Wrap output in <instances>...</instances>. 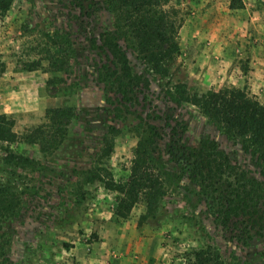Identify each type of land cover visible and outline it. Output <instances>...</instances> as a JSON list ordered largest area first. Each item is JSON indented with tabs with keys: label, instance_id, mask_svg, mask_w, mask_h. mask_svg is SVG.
<instances>
[{
	"label": "rangeland",
	"instance_id": "obj_1",
	"mask_svg": "<svg viewBox=\"0 0 264 264\" xmlns=\"http://www.w3.org/2000/svg\"><path fill=\"white\" fill-rule=\"evenodd\" d=\"M230 4L231 0L174 2L183 18L180 54L166 78L149 70L132 37L123 31L119 45L132 69L147 78L149 88L136 96L131 114L115 118L114 106L107 102L111 98L116 103L115 96L98 76L106 60L91 43L103 31L120 30L111 1L85 3L89 18L79 13L74 0L12 1L0 19V62L5 64L0 114L14 119L19 136L27 128L46 124L47 109L73 107L75 117L54 150L41 153L22 142L0 147V159L7 149L35 162L34 168L20 169L0 163L1 179L15 186L21 199L14 217L0 227V264H110L113 256L133 260L119 258L118 264H193V252L207 246L217 249L222 264H264V240L253 238L243 246L215 226L196 187L167 153L170 129L176 127L187 148L204 138L215 140L264 184L263 165L246 142L227 138L218 125L182 102L174 89L183 85L192 94L239 88L257 101L264 95V81L256 83L248 75L253 63L264 68V0H233L234 9ZM47 35L60 40L63 71H55L47 60V52L58 48ZM138 118L156 126L160 135L151 148L150 165L163 183L166 202L164 215L154 224L140 220L142 203L127 219L118 218L119 194L84 180L107 128L114 126L119 133L106 167L117 183L127 181Z\"/></svg>",
	"mask_w": 264,
	"mask_h": 264
},
{
	"label": "trees",
	"instance_id": "obj_2",
	"mask_svg": "<svg viewBox=\"0 0 264 264\" xmlns=\"http://www.w3.org/2000/svg\"><path fill=\"white\" fill-rule=\"evenodd\" d=\"M13 0H0V19L5 16ZM79 13H85V3L90 0H74ZM111 11L119 31H103L93 38L92 46L100 50L106 63L98 70L102 85L115 96L107 102L114 106L115 118L131 114L136 96L144 95L149 82L137 74L129 64L126 53L119 45L120 34L127 31L132 37L137 51L149 70L166 78L171 66L180 54L179 30L183 23L181 11L174 6L177 0H110ZM233 0L229 6L234 9ZM241 6H239L240 8ZM47 37L53 46L47 52V60L55 71H63L64 50L58 46L57 36ZM97 42L100 46H97ZM5 64L0 62V77ZM179 99L193 107L209 121L218 125L231 140L243 139L256 155L264 168V106L250 97L244 89L223 88L205 93H189L185 86L176 85ZM75 117L74 108L62 106L47 109L44 114L46 124L27 128L22 135L14 131L13 118L0 114V147L22 142L36 146L41 153L56 149L64 141L68 126ZM133 127L137 143L133 150V160L125 183H117L106 167L114 149V137L119 129L108 127L102 138L101 148L89 172L86 183L98 182L109 191L119 194L115 215L127 219L132 209L139 203L144 206L141 221L158 222L164 215L166 192L160 177L150 165L151 148L160 137L156 126L144 123L141 118ZM181 133L186 131L181 123ZM180 125V124H179ZM168 156L182 175L196 187L206 213L221 231L232 234L233 239L247 246L253 238L264 240V184L244 170L237 161L225 153L215 140L201 139L194 148H187L178 138L176 127L170 129ZM0 163L6 167L34 168L35 162L17 151L5 149ZM15 186L4 183L0 177V227L4 220L14 217L21 199L13 191ZM68 249V246L65 247ZM193 264H222L217 249L207 246L193 252Z\"/></svg>",
	"mask_w": 264,
	"mask_h": 264
},
{
	"label": "crops",
	"instance_id": "obj_3",
	"mask_svg": "<svg viewBox=\"0 0 264 264\" xmlns=\"http://www.w3.org/2000/svg\"><path fill=\"white\" fill-rule=\"evenodd\" d=\"M262 47H264V45ZM253 64H252L251 69L248 72V75H250L251 79L254 80L256 83H259V82L262 83L261 81H264V68L257 66L256 64L254 65ZM261 98L264 99L263 94L258 98L259 100L258 102H260L264 106V101H261ZM119 258H121L120 260H124L127 263L133 262V260L129 259L127 256L118 257V259H116V256H113V257H110L108 260L110 261V264H118L117 262L119 261ZM81 264H83V262H81Z\"/></svg>",
	"mask_w": 264,
	"mask_h": 264
}]
</instances>
